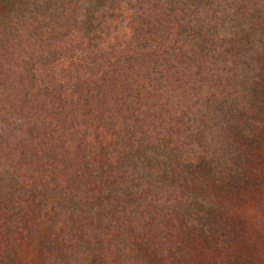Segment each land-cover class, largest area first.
Listing matches in <instances>:
<instances>
[{
	"label": "trees",
	"instance_id": "trees-1",
	"mask_svg": "<svg viewBox=\"0 0 264 264\" xmlns=\"http://www.w3.org/2000/svg\"><path fill=\"white\" fill-rule=\"evenodd\" d=\"M223 2L30 0L17 44L1 41L3 57L18 60L0 90L10 157L0 192L17 202L51 194L42 217L60 233L68 264L84 258L83 229L103 264H150L142 253L166 228L196 227L194 216L212 210L211 195L184 189L188 170L246 180L239 138L253 134L246 98L261 84L248 90L239 73L243 45L217 46L238 13ZM9 22L15 31L18 20Z\"/></svg>",
	"mask_w": 264,
	"mask_h": 264
},
{
	"label": "rangeland",
	"instance_id": "rangeland-1",
	"mask_svg": "<svg viewBox=\"0 0 264 264\" xmlns=\"http://www.w3.org/2000/svg\"><path fill=\"white\" fill-rule=\"evenodd\" d=\"M225 1L218 4L222 10L232 6L238 13L224 26L226 32L232 33V36H218L217 46H224L231 52V47L237 46L235 42L239 47L243 45L249 53L245 56V64L241 65L239 73L247 79L248 90H252L258 81V84H261L259 91H248L246 98L254 109L253 134L239 138L242 152L247 159V178L242 184L238 183V179H232V183L230 180L223 182L218 181L213 174H208L200 165L188 170L190 179H185L191 182L186 183L184 189L203 196L211 195L212 210L197 214L199 217L194 216L196 227L182 224L175 230L171 229L174 227L172 223L166 228L163 239L155 238L154 246L149 248L148 252L142 253L149 258L150 264H264V95L261 94L264 92V0ZM29 2L30 0H0L1 91L5 87V76H12L9 74V70H13L10 67L18 60L15 58L16 61L10 63L8 56L4 58L3 45L12 39L17 44L20 24H24L23 15L27 12L33 13L34 10V6ZM23 4L28 5L27 11L21 7ZM13 19L19 22L15 31L10 28L13 24L9 21L12 22ZM121 21L122 28L130 34V18L123 16ZM240 35L241 42L232 41ZM3 39L5 43L1 42ZM243 39L246 41L243 42ZM14 54L17 57L19 46H16ZM229 59L232 58L229 56ZM3 127V118L0 116V128ZM13 137L9 140H13ZM9 161L8 152L2 149L0 142V173L9 171L5 170ZM6 185L10 188L13 186L9 183ZM9 193L13 194V190ZM36 196V193H33L17 202L14 195L4 198L0 192V252L5 253L0 257V264L69 263L64 260L67 246L61 245L60 233L42 217V199L51 198V194L44 190L41 191V199ZM94 225L97 229L95 236H99L101 225ZM91 229L94 231L93 226ZM86 233L83 229L80 234L86 246L83 249L84 258L82 260L81 256L80 261L75 264H103V252L101 253L99 246L95 245L93 236ZM156 243H166L169 251L157 249ZM57 251H60V255L56 254Z\"/></svg>",
	"mask_w": 264,
	"mask_h": 264
}]
</instances>
